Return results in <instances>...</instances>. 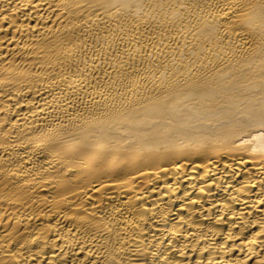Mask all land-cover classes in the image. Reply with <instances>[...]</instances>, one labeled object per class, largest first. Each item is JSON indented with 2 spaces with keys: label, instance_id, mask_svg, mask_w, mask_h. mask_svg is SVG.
I'll return each mask as SVG.
<instances>
[{
  "label": "bare ground",
  "instance_id": "bare-ground-1",
  "mask_svg": "<svg viewBox=\"0 0 264 264\" xmlns=\"http://www.w3.org/2000/svg\"><path fill=\"white\" fill-rule=\"evenodd\" d=\"M0 264H264V0H0Z\"/></svg>",
  "mask_w": 264,
  "mask_h": 264
}]
</instances>
